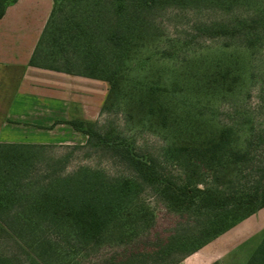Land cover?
Instances as JSON below:
<instances>
[{"label":"trees","instance_id":"1","mask_svg":"<svg viewBox=\"0 0 264 264\" xmlns=\"http://www.w3.org/2000/svg\"><path fill=\"white\" fill-rule=\"evenodd\" d=\"M14 1L0 0V17ZM101 1L54 0L29 64L107 81L101 110L123 107L124 123L161 137L166 159L180 171H164L132 135L82 116L56 123L85 133V143L71 145L110 154L126 174L87 166L42 173L38 154L55 144L0 142V264L3 256L22 261L14 247L36 264H177L264 207V146L254 153L253 133L212 110L246 81L240 60L226 44L214 55L180 57L186 43L175 38L160 48L164 37L153 26L155 9L204 0ZM251 12L211 28L242 35L249 51L264 42V0ZM155 56L173 63L152 68ZM146 189L179 217L177 229L156 231L163 241L143 242V252L127 247L89 259L112 241L136 238L140 221L152 231L154 208L139 198ZM245 264H264V238Z\"/></svg>","mask_w":264,"mask_h":264},{"label":"rangeland","instance_id":"2","mask_svg":"<svg viewBox=\"0 0 264 264\" xmlns=\"http://www.w3.org/2000/svg\"><path fill=\"white\" fill-rule=\"evenodd\" d=\"M261 2L262 0H204L197 4L177 5L171 3L159 7L151 13L155 31L164 37L159 42L160 48H169L171 40L179 38L186 43L183 49L178 51L181 53L180 57L183 55L210 56L218 53L221 46L226 44L229 46L227 52H231L232 57H237L240 60L246 70V81L237 93L224 100L214 102L212 110L223 123L232 124L248 133H253L256 138L251 146L254 153L264 146V42H258L249 51H244L242 35L231 34L230 31L218 33L211 27L215 24L233 23L239 17H248L251 15L253 7ZM101 5L109 6V0L101 1ZM65 7L64 13H69L68 4ZM60 17L63 18L62 14ZM185 52L187 53L185 54ZM156 58V56L152 58L150 67L166 65V68L173 63L172 61H156ZM150 67L147 66V69ZM124 117L123 107L115 106L104 111L100 109L95 120H98L100 128L111 127L123 134L132 135L139 152L155 156L164 171H170L172 175L177 176L180 168L177 164L166 159L165 143L161 137L152 131L125 124ZM38 157L42 162L37 168L42 173L56 170L59 171V174H64L79 166L105 170L110 176L127 173L125 166L116 158H112L110 154L100 150L75 147L71 144H55L45 147ZM47 166L49 168L45 170ZM139 198L141 202L145 201L154 208L156 221L152 231L143 230V221H140L137 233L134 234L136 238L123 242L112 241L98 253L91 251L89 259L99 255L121 254L127 247H136L143 252V242H148L149 239L153 244L163 241L160 237L157 238L156 231H160L162 234L164 231L169 232L177 229L176 223L180 221L179 217L166 211L162 202L150 190H142ZM188 223L194 225L193 220H189ZM239 223L235 230L210 241L207 248L224 253L229 264H245L253 250L263 240L264 207ZM14 248L15 254L20 256L22 261H19L18 257L10 260L7 256H3L1 264H36L33 262L35 257L25 258L20 250Z\"/></svg>","mask_w":264,"mask_h":264},{"label":"crops","instance_id":"3","mask_svg":"<svg viewBox=\"0 0 264 264\" xmlns=\"http://www.w3.org/2000/svg\"><path fill=\"white\" fill-rule=\"evenodd\" d=\"M53 5L54 0H15L0 17V142L83 144L85 133L56 121L95 120L106 98L105 80L29 64ZM209 244L177 264H229Z\"/></svg>","mask_w":264,"mask_h":264}]
</instances>
